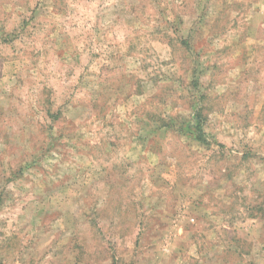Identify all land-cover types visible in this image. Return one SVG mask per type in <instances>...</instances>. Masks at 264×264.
Returning a JSON list of instances; mask_svg holds the SVG:
<instances>
[{
  "label": "rangeland",
  "instance_id": "obj_1",
  "mask_svg": "<svg viewBox=\"0 0 264 264\" xmlns=\"http://www.w3.org/2000/svg\"><path fill=\"white\" fill-rule=\"evenodd\" d=\"M0 264H264V0H0Z\"/></svg>",
  "mask_w": 264,
  "mask_h": 264
},
{
  "label": "trees",
  "instance_id": "obj_2",
  "mask_svg": "<svg viewBox=\"0 0 264 264\" xmlns=\"http://www.w3.org/2000/svg\"><path fill=\"white\" fill-rule=\"evenodd\" d=\"M200 122V120H198ZM196 131L200 132V124L197 122V126H195ZM200 133H197L196 140H200L199 135Z\"/></svg>",
  "mask_w": 264,
  "mask_h": 264
}]
</instances>
